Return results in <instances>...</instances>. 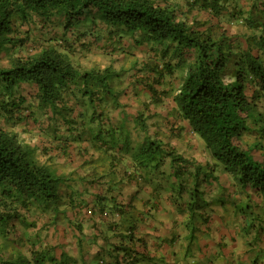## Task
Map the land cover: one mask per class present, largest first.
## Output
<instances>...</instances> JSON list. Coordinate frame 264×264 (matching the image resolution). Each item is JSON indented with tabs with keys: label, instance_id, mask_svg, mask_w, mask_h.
I'll use <instances>...</instances> for the list:
<instances>
[{
	"label": "trees",
	"instance_id": "1",
	"mask_svg": "<svg viewBox=\"0 0 264 264\" xmlns=\"http://www.w3.org/2000/svg\"><path fill=\"white\" fill-rule=\"evenodd\" d=\"M89 16L107 21V29L101 24L107 37L95 32L88 39ZM74 35L88 51L87 44L106 49L119 36V70H85L83 57L69 59L62 49L79 54ZM125 39L148 57L136 56L126 67L123 53L135 50L123 47ZM125 71L131 98L139 90L145 95L137 110L108 118L115 114L107 95L116 108L124 105L127 86L119 89L116 81ZM88 101L97 111L86 109ZM163 106L156 135L133 145L131 130L147 133ZM84 114L92 117L87 130L101 140L92 153L83 138L75 144L78 138L64 142L57 132L52 138L43 132L61 120L74 134L76 124L83 130ZM96 123L103 128L98 133L91 128ZM77 154H99L118 177L130 156L132 176L124 177L157 174L171 201L184 206L190 241L198 221H210L207 209L215 202H233L230 216L242 219L250 235L264 219V0H0V264H73L70 255L58 259L36 245L16 247L15 254L5 249L18 219L61 213L60 192L82 177ZM57 155L65 167L54 163ZM71 156L72 169L66 168ZM261 230L264 224L256 244L264 241Z\"/></svg>",
	"mask_w": 264,
	"mask_h": 264
},
{
	"label": "crops",
	"instance_id": "2",
	"mask_svg": "<svg viewBox=\"0 0 264 264\" xmlns=\"http://www.w3.org/2000/svg\"><path fill=\"white\" fill-rule=\"evenodd\" d=\"M126 42L127 39L123 40V47L128 44ZM129 46L127 48L135 50L132 40ZM98 49H92L91 52L102 58L105 49ZM84 58L93 59L94 55H86ZM124 91L120 94L124 105L116 108L121 116L135 111V104L145 95V91L139 90L131 98L134 90L127 88ZM111 106L114 104L107 106L108 111ZM165 110L164 106L158 109L161 113L153 119L154 123L147 133L131 130L133 145L140 143L146 135H156V120L162 123L165 121ZM113 116L119 117L116 114ZM88 122L90 124V121L80 120L79 124L88 126ZM91 128L100 131L102 127L96 123ZM90 131L86 130L87 139L83 140L92 153L101 140H95ZM76 156L77 165L83 167H80L82 177L66 185L60 192L64 201L61 213H42L36 215L38 220L34 217L27 220V223L18 219L13 227L17 229L16 234L11 230L13 234L5 249L7 253L15 254L16 247L25 251L36 245L48 249L58 259L64 254L70 255L73 264H255L261 258L264 264V254L262 257L252 256L247 252V235L242 219L240 221L239 217H228L235 208L233 202L212 203L208 209L218 210V215L213 214L208 223L199 220L197 226L200 229L190 241V226L193 225L188 223L187 213L182 211L184 206L171 201L169 188L159 186L162 181L157 174L153 175L151 170H142L134 178L124 177L127 172L132 176L131 156L123 177L110 171L109 163L99 154ZM64 159L61 160V156L57 155L54 163L61 162L58 164L63 168ZM73 159L71 156V165L66 168H73ZM216 186L212 194L218 192ZM159 193L160 198L157 197ZM102 207L105 211H102ZM119 208L123 213L117 211ZM32 221H38L37 228L30 226ZM129 228L133 229L132 234L128 232ZM4 242L5 238L0 234V247Z\"/></svg>",
	"mask_w": 264,
	"mask_h": 264
},
{
	"label": "rangeland",
	"instance_id": "3",
	"mask_svg": "<svg viewBox=\"0 0 264 264\" xmlns=\"http://www.w3.org/2000/svg\"><path fill=\"white\" fill-rule=\"evenodd\" d=\"M86 20V21H85ZM84 20V23L86 24L85 26H87L85 29H84V31H86L89 35L87 36L88 37V39L89 38H91V40L92 39H94V37L95 38H97V36L94 34L95 32H98V33H100L103 37H107V34H105V33H102V30H104V28L102 29L101 28V24H102V26H104L105 27V25H104V23L105 22H107L106 20L105 21H103V23H101L102 22V18L101 17H98V18H96V19H94V18H92L91 16H89V17H86V19ZM107 26H108V24H107ZM105 27L106 29L108 28V27ZM105 29V30H106ZM94 34V36H92ZM48 37H51V36H48ZM117 37H119V36H116L115 38H113V40H114V42H112V41H107L108 43H106V46H107V48L105 49V54L106 55H104L102 58H100L101 56H99L98 57V55H96L94 52H91V51H88V49H84L83 48V46H81L82 44H86L85 42H83V43H79V40H80V38L78 37V35H74L73 36V38L75 39V44H76V48H79V54L78 55H76V54H74V52H72V51H69L68 49H62V48H60V49H62L63 51H65L64 53L65 54H67V57L69 58V59H77L78 57L80 58V57H83V61H88V62H86V63H83V64H85L84 65V69L85 70H97V71H100V70H104L105 71V69L106 68H108L109 66H113L114 68L116 67V69H118L119 70V63L117 62V60L115 59V58H118V57H120V56H122L121 55V49L117 46V42H119V40H121V39H119V38H117ZM106 39V38H105ZM128 39V38H127ZM112 40V39H111ZM105 41V40H104ZM104 41H102L103 43H104ZM48 42H51L50 40L48 41ZM54 42H56V41H54ZM101 42V43H102ZM52 43V42H51ZM127 43V42H126ZM97 43H91V44H87L88 45V48L90 49V48H92V49H98V47H97V45H96ZM94 45H96V46H94ZM58 46V45H57ZM85 47V46H84ZM126 47H130L129 46V44H126ZM37 49L38 48H34L33 49V53L35 52V51H37ZM134 49H130L129 48V51H133ZM144 50V48H139V47H135V51L136 52H134V55L135 56H132L131 55V52L130 53H126L125 52V55L126 56H128L127 57V59L125 58V59H123V61H122V63H124L125 65H126V67H130V65H131V63H132V61H133V59H135V57L136 56H139V57H148V55L143 51ZM25 53H28L27 52V48H25ZM97 51H100L99 49L97 50ZM88 53V54H87ZM109 53V54H108ZM86 55H88V56H92V55H94V58L93 59H91V58H84ZM114 57V58H113ZM103 59H104V62H103ZM124 74V77L123 78H120V82H119V80H117L116 81V86L119 88V89H124V87H126L127 86V88H131V86H128V85H130V84H128V85H125L126 84V82H128V76L130 75V72H126L125 71V73H123ZM130 83V82H129ZM126 89V88H125ZM124 89V90H125ZM115 92V91H114ZM125 92V91H124ZM110 95H107V104H114V106H111V108H112V110H113V112H114V114H116V115H118L119 117H121V114H119V112H118V110H116V103H115V99H113V98H111V97H109ZM86 104H88V106H86V109L88 110V109H90V111L93 113V112H95V111H97V109H94L93 108V106L90 104V102L88 101ZM110 113V116H108V118H112L113 117V115H112V112H109ZM102 114V113H101ZM85 115V114H84ZM82 116V117H80L79 119H78V123L80 122V120H84L85 122H87V121H90V118H92L91 116H90V118L89 117H86V115L85 116ZM49 116H51V114H49ZM98 116H101L100 114L98 115ZM97 116V117H98ZM60 122H61V120L60 121H57V120H55V122L54 121H50V123L48 122V124H49V126H51L52 128H49V130H48V127H46L47 129L46 130H44L43 132H45V135H47V136H49V137H51L52 138V133H56L57 132V138L61 141V140H63L64 142L66 141V142H70L71 140L70 139H73V138H78L79 139V141H77V143H75V144H81L80 143V141L82 140V138H86V135H85V133H86V130H87V126H83V128H86V129H83V130H79L76 126H77V124L75 125V127H74V129L75 130H73L74 131V134H72V132H69V130H66V127H65V124L64 125H62V124H60ZM56 123H59V125L58 126H56L55 124ZM84 122H81L80 124H83ZM89 124V123H88ZM62 125V126H61ZM28 131H31V130H28ZM96 133H98V131L96 132ZM95 136V132H94V134H93V137ZM97 140V139H96ZM49 162H51L50 160H49ZM161 190H163V189H161ZM207 211L209 212V214H210V217H212L213 218V214H216V215H218L216 212H218V210H216V211H214L213 209H207ZM225 215V214H224ZM224 215H222V216H224ZM230 215H228V217H229ZM212 220V219H211ZM261 224H264V219L263 220H261L260 222L259 221H257L256 223H255V225H257V227L256 228H254L251 232V234L249 235V234H246V235H248L247 236V244H248V250H247V252H249L250 253V255H252V256H257V254L258 255H260L261 257H262V255L264 254V241L262 240L260 243H255V236H256V230L260 227V225ZM262 239H264V237H262ZM242 241V240H241ZM240 241V242H241ZM243 250V249H242ZM263 251V253L261 252V251ZM237 251V250H236ZM240 252H245V251H240ZM174 260V259H173ZM262 260H263V258H261L260 260H259V263L257 262V263H255V264H262ZM258 261V260H257Z\"/></svg>",
	"mask_w": 264,
	"mask_h": 264
}]
</instances>
